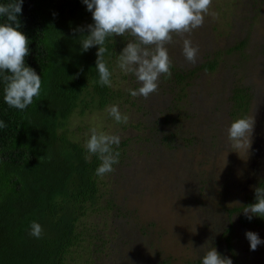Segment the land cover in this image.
Returning a JSON list of instances; mask_svg holds the SVG:
<instances>
[{"label":"rangeland","instance_id":"374dc122","mask_svg":"<svg viewBox=\"0 0 264 264\" xmlns=\"http://www.w3.org/2000/svg\"><path fill=\"white\" fill-rule=\"evenodd\" d=\"M202 27L190 35L199 53L195 65L182 55V39L167 45L171 78L147 100L129 90L141 85L117 66V55L133 37L124 35L111 61L113 98L101 108L79 107L63 132L82 147L92 128L120 137L119 163L97 176L96 203L81 218L68 264H202L215 247L237 264H264V244L250 250L245 233L264 240V223L243 224L240 206L264 174V0H212ZM203 63L212 69L201 68ZM187 76L178 84L174 73ZM191 73V74H189ZM235 88L249 93L243 117L233 113ZM118 105L128 122L116 123L108 108ZM253 116L248 150L235 148L227 129ZM255 179V180H254ZM243 213V210L241 211ZM230 225V251L224 231Z\"/></svg>","mask_w":264,"mask_h":264},{"label":"trees","instance_id":"16d2710c","mask_svg":"<svg viewBox=\"0 0 264 264\" xmlns=\"http://www.w3.org/2000/svg\"><path fill=\"white\" fill-rule=\"evenodd\" d=\"M10 2L0 0V4ZM18 20V30L30 41L25 66L41 76L42 90L26 109L12 108L3 99L0 77V121L7 125L0 129V264H68L79 222L96 203L95 170L100 160L94 155L86 160V148L68 139L63 126L76 107L82 112L89 102L101 108L113 95L110 87L98 83L99 46L81 49L83 36L89 34L87 26L94 23L82 0H23ZM123 37L117 38L119 44ZM117 39L109 37L105 44L104 59L110 71ZM213 66L203 63L200 67L209 70ZM174 75L178 84L187 77L179 72ZM232 92L233 113L243 117L250 95L245 88ZM257 187L264 188V178L242 205L227 213L239 214L243 224L264 223V218L249 220L241 214L245 206L256 202ZM33 221L43 228L39 239L29 235ZM230 228L223 233L229 251Z\"/></svg>","mask_w":264,"mask_h":264},{"label":"clouds","instance_id":"9594fccd","mask_svg":"<svg viewBox=\"0 0 264 264\" xmlns=\"http://www.w3.org/2000/svg\"><path fill=\"white\" fill-rule=\"evenodd\" d=\"M86 9L91 12L93 24L87 26L88 35L81 41L82 51L99 46L96 53L95 69L99 74L100 86H112V72L104 59L108 48L105 46L109 37L129 35L133 40L127 42L121 53L117 55V66L125 74H132L141 85L136 90H129L132 97L142 96L147 100L158 92L161 75L171 78L172 59L168 47L174 43L173 36L182 39V55L191 65L198 59L199 48L194 46L186 36L204 24L205 16H216L210 12L212 0H82ZM23 0H12L0 4V77L4 82L5 103L19 110L33 104L42 90L41 76L31 67L25 66V57L29 54L28 37L20 30L18 14L22 11ZM108 114L116 123L128 122L129 117L122 114L118 105L108 108ZM254 117L247 116L234 120L227 129L228 139L237 149H249L254 127ZM7 125L0 121V129ZM120 137L97 128L90 130L85 143L88 152L86 160L96 156L100 160L95 170L98 177L113 172L114 165L119 163L118 148ZM43 157L39 158L42 159ZM255 203L244 207L243 213L251 220L253 216L264 218V188L255 189ZM29 235L41 238L42 226L33 221ZM250 250L264 244L258 234L245 233ZM199 251L203 252L202 264H232L228 257H222L215 247Z\"/></svg>","mask_w":264,"mask_h":264},{"label":"flooded vegetation","instance_id":"af4514ba","mask_svg":"<svg viewBox=\"0 0 264 264\" xmlns=\"http://www.w3.org/2000/svg\"><path fill=\"white\" fill-rule=\"evenodd\" d=\"M264 178V174L263 175H261L258 179H257V181H254V183L252 184L253 185V187L251 188V192L248 194V196H250L251 194H252V192H253V189L256 187V185H257V183H258V181L259 180H261V179H263ZM255 180V179H254Z\"/></svg>","mask_w":264,"mask_h":264}]
</instances>
